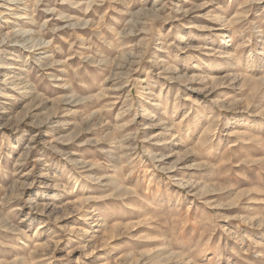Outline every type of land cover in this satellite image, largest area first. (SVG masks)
I'll list each match as a JSON object with an SVG mask.
<instances>
[{
  "label": "rangeland",
  "instance_id": "1",
  "mask_svg": "<svg viewBox=\"0 0 264 264\" xmlns=\"http://www.w3.org/2000/svg\"><path fill=\"white\" fill-rule=\"evenodd\" d=\"M0 264H264V0H0Z\"/></svg>",
  "mask_w": 264,
  "mask_h": 264
},
{
  "label": "bare ground",
  "instance_id": "2",
  "mask_svg": "<svg viewBox=\"0 0 264 264\" xmlns=\"http://www.w3.org/2000/svg\"><path fill=\"white\" fill-rule=\"evenodd\" d=\"M3 40V39H2ZM17 44V43H16Z\"/></svg>",
  "mask_w": 264,
  "mask_h": 264
}]
</instances>
